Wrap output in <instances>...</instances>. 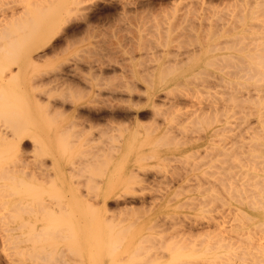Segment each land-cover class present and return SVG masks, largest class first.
<instances>
[{"label":"rangeland","instance_id":"obj_1","mask_svg":"<svg viewBox=\"0 0 264 264\" xmlns=\"http://www.w3.org/2000/svg\"><path fill=\"white\" fill-rule=\"evenodd\" d=\"M13 1L0 0V15L9 12L0 25V70L14 74L3 97L16 113L0 112V125L27 134V165L33 138L40 141L36 154L46 151L53 176L39 177L36 192L29 186L33 201L56 210L33 217L39 228L28 233L26 252L22 231L1 219L8 229L0 225V264L257 261L264 205L247 207L253 187L245 182L264 177V0H74L81 9L62 26L74 1L50 8ZM111 110L126 116L99 117ZM2 196L11 205L19 195ZM249 227L257 236L238 240Z\"/></svg>","mask_w":264,"mask_h":264},{"label":"bare ground","instance_id":"obj_2","mask_svg":"<svg viewBox=\"0 0 264 264\" xmlns=\"http://www.w3.org/2000/svg\"><path fill=\"white\" fill-rule=\"evenodd\" d=\"M15 1V0H14ZM13 1V2H14ZM57 1L58 0H37V1H34V4L36 5V6H40V7H45V8H50V7H52V6H54V5H57V4H55V3H57ZM61 1V0H60ZM60 1H58V4H59V2ZM67 0H65L64 1V4H65V2H66ZM72 1H74V0H72ZM71 0H70V2H69V6L71 5V2H72ZM77 1V0H76ZM79 1V0H78ZM82 0H80L79 1V3L81 2ZM261 1V0H260ZM263 1V0H262ZM261 1V2H262ZM16 2V1H15ZM63 2V1H62ZM146 2V1H145ZM241 2V1H240ZM247 2V1H246ZM249 2H251V0L249 1ZM264 2V1H263ZM61 3V2H60ZM68 3V2H67ZM66 3V4H67ZM74 3H75V7L72 5V7L70 6V7H66V10H64V11H66V16H64L63 18H62V20H61V23H60V26H62V25H66V24H68L71 20H72V16H71V14L73 13H77V11H78V8L80 7H78L77 5L79 4V3H76L75 1H74ZM134 3V2H133ZM193 3V2H192ZM248 3V2H247ZM32 4H33V2H32ZM66 4H65V6H66ZM142 4H144V3H142ZM149 4V3H148ZM249 4V3H248ZM4 5V4H3ZM82 5V4H81ZM127 5V4H126ZM241 5V4H240ZM252 5V4H251ZM255 5V4H254ZM59 6V5H58ZM62 6L64 7V5L62 4ZM68 6V5H67ZM130 6V5H129ZM242 6V5H241ZM264 6V5H263ZM39 7V8H40ZM250 7V6H249ZM12 8H13V6H12ZM62 8V7H61ZM205 8V7H204ZM1 9V8H0ZM79 9H81V7L79 8ZM3 10V11H2ZM1 11H2V13H1V15H0V22H2L0 25H3V24H5L4 22H6L7 21V18H8V16H9V12H8V10H7V8H6V10H4V9H2ZM79 11H81V10H79ZM116 11V10H115ZM10 12H11V14L10 15H12V13H13V15H14V10H10ZM16 13V12H15ZM116 14V13H115ZM80 15H81V13H80ZM113 15V14H112ZM63 16V15H62ZM75 17V16H74ZM14 18V17H13ZM85 22V21H84ZM59 23V22H58ZM62 24V25H61ZM88 24V23H87ZM89 25V24H88ZM58 26H59V24H58ZM64 27V26H63ZM79 27H81V26H79ZM5 28V27H4ZM59 28V27H58ZM60 28H62V27H60ZM56 29H57V27H56ZM55 29V30H56ZM79 29V28H78ZM87 29V28H86ZM61 30V29H60ZM59 30V31H60ZM71 30V33H75L76 31H78L77 30V28L76 27H74L73 26V28H71L70 29ZM58 31V32H59ZM11 33V32H10ZM70 33V34H71ZM9 34V33H8ZM6 35V34H5ZM73 35V34H72ZM67 40V39H66ZM59 44V43H58ZM126 52V51H125ZM127 53V52H126ZM261 55H264V52L261 54ZM42 56V55H41ZM131 58V57H130ZM91 63V62H90ZM118 63V62H117ZM175 63V62H174ZM87 64V63H86ZM122 64V63H121ZM3 66V65H2ZM98 66V65H97ZM76 67V66H75ZM120 67H121V65H120ZM6 68H8V70L6 69ZM99 68V67H98ZM122 68H123V66H122ZM145 68V67H144ZM128 69V68H127ZM143 69V68H142ZM149 69V68H148ZM144 70H146V69H144ZM264 70V69H263ZM8 71V72H7ZM122 71V70H121ZM262 71V70H261ZM114 72V71H113ZM98 73V72H97ZM106 73V72H105ZM261 73V75H263L262 74V72H260ZM91 74V73H90ZM115 74V73H114ZM143 74V73H142ZM144 75V74H143ZM259 75V74H258ZM148 76H149V74H148ZM14 77V74L12 73V70L8 67V66H4V68H2L1 70H0V91H2V97H3V95H5V94H7V93H10L9 91H10V87L8 86V84H7V82L10 80H12V78ZM262 77H264V76H262ZM262 79H264V78H262ZM52 80V79H51ZM58 80V79H57ZM77 81V80H76ZM64 84V83H63ZM134 87V86H133ZM138 87V86H137ZM77 88V87H76ZM136 88V87H135ZM255 88V87H254ZM260 88V87H259ZM262 88H264V87H262ZM133 89V88H132ZM256 89V88H255ZM258 89V88H257ZM130 90V89H129ZM236 91V90H235ZM7 92V93H6ZM244 92V91H243ZM248 92V91H247ZM246 92V93H247ZM257 92V91H256ZM264 92V91H263ZM4 93V94H3ZM232 93H234V91L232 92ZM259 93V92H258ZM240 94V93H239ZM139 95V94H138ZM245 95V94H244ZM261 95V94H260ZM1 96V95H0ZM6 96H8V95H5L4 97H6ZM240 96V95H239ZM246 96L248 97V95L246 94ZM0 98V99H3L2 100V102H0V112L1 113H3L4 112V110H6V113L8 114V117H12V115L14 114V113H16V110L15 109H13L14 107V101L13 100H9V101H5V99L6 100H8V98ZM231 97H233V96H231ZM250 97V96H249ZM248 97V98H249ZM258 97H260V96H258ZM111 98V97H110ZM118 98V97H117ZM235 98V97H234ZM240 98H241V96H240ZM261 98V97H260ZM116 99V98H115ZM121 99V98H120ZM138 99V98H137ZM233 99V98H232ZM236 100V99H235ZM5 101V102H4ZM104 101V100H103ZM120 101V100H119ZM245 101H246V99H245ZM6 102H7V104H6ZM131 102V101H130ZM233 102V101H232ZM235 102V101H234ZM263 102V101H262ZM138 103V102H137ZM140 103V102H139ZM125 105V104H124ZM136 105V104H135ZM261 105H262V103H261ZM9 106H11V108L10 109H8L7 107H9ZM235 107H237V106H235ZM261 107V106H260ZM263 107H264V105H263ZM13 109V110H12ZM236 109V108H235ZM8 110V111H7ZM11 110H12V113H11ZM260 110V112L259 113H262L261 111L263 110L264 111V109L262 108V110L261 109H259ZM10 111V112H9ZM15 111V112H14ZM155 112V111H154ZM5 113V114H6ZM11 114V116H10V114ZM128 113V112H127ZM264 113V112H263ZM4 114V113H3ZM3 114H1V115H3ZM6 114V115H7ZM246 114V113H245ZM4 116V117H7V116ZM17 115V114H16ZM146 115V114H145ZM155 115V114H154ZM241 115V114H240ZM105 117V116H110V117H117V116H126V114L125 113H118L117 111H106V112H102V113H100L99 114V117ZM129 116V115H128ZM259 116V115H258ZM8 117H7V119H8ZM97 117V116H96ZM109 117V118H110ZM246 117V116H245ZM154 118V117H153ZM6 119V120H7ZM238 119H240V118H238ZM261 119V118H260ZM10 120H11V118H10ZM10 120H7V122H9V123H11L13 120H11V122H10ZM15 120H16V118H15ZM130 120V119H129ZM259 120V119H258ZM263 120H264V117H263ZM247 121V120H246ZM81 122V121H80ZM261 122H262V120H261ZM13 123H15V122H13ZM89 123H90V121H89ZM263 123H264V121H263ZM263 123H262V125H263ZM244 124V123H243ZM247 124V123H246ZM7 125H9V126H7ZM6 125V123H3L2 125H0V175L2 174V176H0V180H2V181H4V182H2L1 184H0V195H3L2 197H4V199L5 198H9V197H11V196H14V195H19L18 196V199H19V197L21 196V198L18 200H16V201H14V203H12L11 205H7L6 203H7V201H2L0 204L2 205V207H1V205H0V208L3 210H1V212H0V222H4V221H2L1 219H5L6 218V220L8 221V219H9V223H13V221H14V227L12 228V230H11V228H10V230L11 231H13V230H19V231H22V232H20V235H21V233H23L22 234V237L19 239L20 240V243H22V245H25L24 247H23V249L25 250V252H26V246H27V244H25L27 241L29 242V241H31L30 239H29V237H28V233L29 232H31V231H36L35 229L36 228H39V226H37L38 224H39V221H36V220H33V217H35V216H39V215H41L44 211L46 212L47 210V212H52V213H54V210H56V209H54V208H52L51 206H53V204L50 206V204L48 205V204H46V203H50L51 201H49V202H47V201H45V199H40V200H35V201H33L34 199H33V195H35L33 192H32V190L34 189V191L35 190H37V189H39L40 188V185L42 184V180H41V184H40V181L37 183L36 181H38V178L40 177L41 179L43 178V177H48L47 179H49L50 177V175H52V173L50 172L51 170L49 169V165L48 166H46V164H45V162H44V158L42 157V156H45L44 154H46V151H43L42 149H41V151H43V153L42 152H40V153H42L39 157L37 156V152L39 153V151H40V146L41 145H39V144H37L38 142L40 143V141L38 140V139H36V138H33L34 140V143H33V156L35 157V159H34V161H33V164H32V166L31 165H29V166H31V170H29V166L27 165V161H26V159H25V157H24V152L22 151V149H21V147L22 146H24V145H26V143H27V138H26V136H27V134L26 133H24V132H22V131H19L14 125H10V124H7ZM12 126V127H11ZM250 126V125H249ZM238 127H240V126H238ZM259 127V126H258ZM245 128H246V126H245ZM240 129V128H239ZM250 129V128H249ZM255 129V128H254ZM241 130V129H240ZM243 130V129H242ZM241 130V131H242ZM244 130H247V129H244ZM253 130V129H252ZM258 130V129H257ZM257 130H255V132L257 131ZM260 130V129H259ZM239 131V130H238ZM262 131V130H261ZM260 131V132H261ZM251 132V131H250ZM259 132V131H258ZM247 134H248V132H246ZM263 133V132H262ZM239 134H240V132H239ZM242 134V133H241ZM252 134V133H251ZM260 134V133H259ZM253 135V134H252ZM261 135V134H260ZM264 135V134H263ZM235 136V135H234ZM239 136H242V135H239ZM254 136V135H253ZM255 136H256V134H255ZM258 136V135H257ZM252 137V136H251ZM232 138H235V137H232ZM255 138V137H254ZM252 139H253V137H252ZM259 139V138H258ZM260 139H262V138H260ZM254 141V140H253ZM37 146H39V148H37ZM261 147H262V145H261ZM264 147V146H263ZM262 147V148H263ZM254 154V153H253ZM256 154V153H255ZM47 155V154H46ZM258 155V154H257ZM257 155L254 157L252 154H251V156H252V158L254 157V159H256V157H257ZM261 157V156H260ZM251 158V157H250ZM251 158V159H252ZM263 158H264V156H263ZM262 158V159H263ZM9 159H10V161H9ZM261 159V160H262ZM3 160H8L9 161V163L11 162V166L9 165H4L6 162L4 161V163H3ZM263 161V160H262ZM251 162H253V161H251ZM261 162V161H260ZM253 163H255V162H253ZM250 164V163H249ZM249 164H248V166H249ZM257 164H259V163H257ZM257 164H255V165H251L252 166V168H255V166H257ZM245 167H247V165L245 166ZM250 167V166H249ZM260 167V166H259ZM258 167V168H259ZM234 168V167H233ZM53 169V168H52ZM251 169V168H250ZM260 169H263V171H264V167L263 168H260ZM26 170H29V171H26ZM50 170V171H49ZM240 170V169H239ZM254 170V169H253ZM71 172V171H70ZM74 172V171H73ZM72 172V173H73ZM225 172H226V170H225ZM241 172V171H240ZM262 172V171H261ZM51 173V174H50ZM223 173V172H222ZM222 173H220V174H222ZM228 173H230L229 171L227 172V174ZM235 173V172H234ZM242 173V172H241ZM69 174V173H68ZM238 174H240V173H238ZM248 175V174H247ZM251 175H252V177H251ZM53 176V175H52ZM230 176V175H229ZM228 176V177H229ZM231 176H233V175H231ZM237 176V175H236ZM243 176H245L246 177V175L245 174H243ZM251 178H250V177ZM249 176H247V177H249L250 179V181H252V182H250V181H248L247 180V182H245V184L247 185L248 183H249V185L250 186H252L253 188H255V189H253L252 188V190H254L253 192H252V190L250 191V190H248V191H250V192H248V193H250V195L249 194H247V192H246V194H245V191H244V194L246 195L245 196V198H247L246 200H248V201H246L245 202V204H247L248 206L247 207H249V204H250V206H253V207H258L259 206V208H260V205H264V200H261L262 199V197H260L261 195H264V177L263 176H255V175H253V174H250ZM255 176V177H254ZM246 177V178H247ZM221 178V177H220ZM231 178V177H230ZM234 178H235V176H234ZM238 179V178H237ZM40 180V179H39ZM208 179H206V181H207ZM218 180V179H217ZM221 180H223V182H224V179H221ZM227 180H228V178H227ZM231 180V179H230ZM229 180V181H230ZM5 181H7V182H5ZM233 181V180H232ZM238 181V180H237ZM236 181V182H237ZM246 181V180H245ZM217 183H218V181H216ZM231 182V181H230ZM243 182V181H242ZM31 183H33V185L32 186H34L33 187V189H32V186L30 187L29 185L31 184ZM35 183H37V184H35ZM211 182H209V184H210ZM221 183H222V181H221ZM235 183V182H234ZM238 183V182H237ZM35 184V185H34ZM220 184V183H219ZM226 184H228V182L226 183ZM242 183H240L239 185H241ZM223 185H225V183L223 184ZM229 185H230V183H229ZM254 185H255V187H254ZM39 186V187H38ZM222 186V185H221ZM248 186V185H247ZM250 186H249V188H250ZM37 187V188H36ZM223 187V186H222ZM230 187V186H229ZM236 187V186H235ZM239 187V186H238ZM237 187V188H238ZM243 187H245V186H243ZM243 187H241L242 188V190H247V189H244ZM210 188V187H209ZM228 188V187H227ZM237 188H235L237 191L239 190V188L237 189ZM245 188H247V187H245ZM30 189H32V190H30ZM206 189H208V187L206 188ZM212 190H213V188H211ZM224 189V188H223ZM233 189V188H232ZM29 191H31L32 192V195H31V192H29ZM209 191V190H208ZM36 192V191H35ZM240 192V191H239ZM30 193V198H28L29 196H28V194ZM97 193V192H96ZM241 193V192H240ZM236 194V193H235ZM252 194H254L252 197H251V195ZM257 194H261L259 197L257 196ZM241 195V197L243 196L242 195V193L240 194ZM256 195V196H255ZM32 196V197H31ZM237 197H239L238 196V194L236 195ZM231 197V196H230ZM235 197V196H234ZM233 197V198H234ZM251 197V198H250ZM257 197V198H256ZM15 198H17V196L15 197ZM32 198V199H31ZM204 198V197H203ZM212 198V197H211ZM232 198V197H231ZM242 198H244V197H242ZM242 198H240V199H242ZM251 199V201L249 200V199ZM255 199V201L254 200H252V199ZM258 198H260V199H258ZM30 199V200H29ZM237 199V198H236ZM239 199V198H238ZM263 199H264V197H263ZM211 200V199H210ZM232 200H234V199H232ZM54 201V200H53ZM57 201V200H56ZM60 201V200H59ZM243 201H244V199H243ZM46 202V203H45ZM208 202H209V200H208ZM237 202V201H236ZM53 203H55V202H53ZM58 203V202H57ZM198 203V202H197ZM211 203V202H210ZM249 203V204H248ZM60 204L62 205V206H64L65 204L63 203H58V205H59V208H58V210L60 209L61 210V208L62 207H60ZM202 204V203H201ZM207 204V203H206ZM56 205V204H55ZM4 207H9L8 209H7V211H5L4 210ZM65 208H67V205H65L64 206ZM63 207V208H64ZM52 208V209H51ZM56 208V207H55ZM250 208V207H249ZM252 208V207H251ZM262 208V207H261ZM54 209V210H53ZM264 209V208H263ZM64 210V209H63ZM57 212V211H56ZM18 215H17V214ZM242 213H244V212H240L239 214H241L242 215ZM239 214H237L236 213V215H239ZM244 215H246V219L248 218V217H250L249 215H248V217H247V214H245L244 213ZM8 216H9V218H8ZM238 217H240V216H238ZM8 218V219H7ZM233 218H236V217H233ZM241 218V217H240ZM239 218V219H240ZM254 218V217H253ZM218 219V218H217ZM216 219V220H217ZM246 219H244V220H246ZM250 219H251V217H250ZM234 220V219H233ZM236 220H238V218L236 219ZM241 220H242V218H241ZM240 220V221H241ZM248 221H249V218L247 219ZM210 221V220H209ZM6 222V221H5ZM242 222V221H241ZM250 222V221H249ZM264 222V221H263ZM2 223L0 224V225H2ZM8 223V222H7ZM193 223V222H192ZM220 223V222H219ZM243 223V222H242ZM241 223V224H242ZM262 223V222H261ZM261 223H259V224H261ZM185 224V223H184ZM226 224V223H225ZM239 224V223H238ZM5 225H6V223H5ZM40 225H42L41 223H40ZM2 226H4V224L2 225ZM187 226V225H186ZM197 226V225H196ZM240 226V225H239ZM244 226V225H243ZM254 226H255V224H254ZM260 226V225H259ZM261 226H262V224H261ZM260 226V227H261ZM217 227V226H216ZM237 227V226H236ZM253 227V226H252ZM257 227V225L255 226V228ZM264 227V226H263ZM5 228H7L8 229V227H5L4 226V229ZM249 229H250V231H251V227H249ZM164 230V229H163ZM197 230V229H196ZM253 230V229H252ZM255 230L256 229H254L253 231L255 232ZM259 230V232H261V238H262V236H264V233L262 232V229L261 228H259L258 229ZM263 230H264V228H263ZM241 231V230H240ZM239 231V233H240V236H239V234H238V236H239V238L242 236V232H240ZM245 231V230H244ZM214 232V231H213ZM232 232V231H231ZM236 232H238L237 230H236ZM236 232H234V233H236ZM246 232V231H245ZM27 235H26V234ZM192 233V232H191ZM205 233V232H204ZM233 233V232H232ZM252 233V231L251 232H247L246 234H244L243 236H242V239L240 238V239H238V240H244V239H246V241H245V243H250L251 241H252V238H254V236L258 233V231H256L255 233H253V234H251ZM162 234V233H161ZM192 235V234H191ZM221 235V234H220ZM253 235V236H252ZM260 235V234H259ZM258 235V236H259ZM188 236V235H187ZM208 236V235H207ZM252 236V237H251ZM257 236V235H256ZM32 237V236H31ZM215 237L217 238V236L215 235ZM222 237H224V235L222 236ZM229 237V236H228ZM14 238V237H13ZM16 238V237H15ZM33 238V237H32ZM31 238V239H32ZM186 238V237H185ZM190 238V237H189ZM195 238V237H194ZM208 238H209V236H208ZM215 238V239H216ZM220 238H221V236L219 237L218 236V238L216 239V240H218L219 239V241H220ZM238 238V237H237ZM244 238V239H243ZM257 238V237H256ZM259 238V237H258ZM222 239L223 238H221V241H222ZM18 239H16V241L18 242L19 241ZM228 240H229V238H228ZM228 240H225V241H228ZM230 240H232V239H230ZM237 240V239H236ZM237 240V241H238ZM259 240H261V239H259ZM264 240V239H263ZM11 241V240H10ZM223 241H224V239H223ZM235 241V240H234ZM213 242H216V241H213ZM241 242H243V243H240V241H239V243L240 244H244V241H241ZM262 242V241H261ZM15 243V242H14ZM13 243V244H14ZM202 243V242H201ZM220 243V242H219ZM223 243V242H222ZM228 243H229V241H228ZM235 243V242H234ZM234 243H232V244H234ZM217 244H218V241H217ZM225 244L227 245V242H225ZM254 244V243H253ZM258 244H260L261 245V243L259 242ZM193 245H195V244H193ZM216 245V244H215ZM220 245V244H219ZM242 245L240 246V248H242ZM245 245V244H244ZM243 245V248H245V252H246V254H249V256L251 255V253H247V248H249L250 249V247H247L248 245L246 244V247ZM197 246V245H196ZM238 246V248H239V245H237ZM251 246V245H250ZM253 247H255V246H257V245H252ZM259 246V245H258ZM14 247H16V246H14ZM27 247H29V246H27ZM155 247V246H154ZM192 247V246H191ZM221 247V246H220ZM193 248V247H192ZM237 248V247H236ZM235 248V249H236ZM237 248V249H238ZM258 248V247H257ZM257 248H255V249H257ZM260 248L262 249H264V247H262V246H260ZM22 249V248H21ZM236 249V250H237ZM243 250V249H242ZM241 249H240V251L241 252H239V253H242L243 251H242ZM253 251H255L254 249H252ZM258 250V249H257ZM256 250V251H257ZM239 251V250H238ZM263 252L261 253L260 251V253H261V257L259 258V257H257V255L255 254V255H253L252 254V256H253V258H255V256L257 257V261H256V258H255V262H253V264L254 263H256L257 264V262L258 263H260V261H263V262H261V263H263L264 264V250H262ZM22 252V251H21ZM19 253V254H22V253ZM30 252V251H29ZM233 253H235V252H233ZM232 253V254H233ZM244 253V252H243ZM34 254V253H33ZM231 254V255H232ZM245 254V253H244ZM259 254V253H258ZM23 255V254H22ZM60 255V254H59ZM235 255V254H234ZM239 255V254H238ZM25 256V255H24ZM28 256H32V253H31V255L28 253ZM35 255H33V257H34ZM246 256L247 255H242V256H238L239 258H242L241 260H245V262L247 261L246 259L249 257H247L246 258ZM36 257V256H35ZM34 257V258H35ZM40 257H42V256H40ZM233 257V256H232ZM235 257V256H234ZM243 257H244V259H243ZM236 258V257H235ZM235 258H232V259H235ZM246 258V259H245ZM250 258V257H249ZM24 259V258H23ZM29 259V258H28ZM231 259V260H232ZM57 260V259H56ZM251 260L252 259H250V260H248V261H250L251 262ZM236 261V260H235ZM17 261H15V263H16ZM32 262H33V260H32ZM31 262V263H32ZM53 262V261H52ZM55 262V261H54ZM61 262V261H60ZM63 262V261H62ZM64 262H66V261H64ZM69 262V261H68ZM76 262V261H75ZM108 262H110V261H108ZM107 262V263H108ZM215 262V261H214ZM214 262H211L210 264H214ZM218 262H220V261H217L216 263L217 264H219ZM223 262V261H222ZM229 262V261H228ZM231 262V261H230ZM238 262V261H237ZM240 262V261H239ZM238 262V263H239ZM250 262H248L249 264H250ZM9 263H10V261H9ZM18 263V262H17ZM16 263V264H17ZM35 263V262H34ZM33 263V264H34ZM39 263V262H38ZM47 263H49V262H47ZM58 263V262H57ZM71 263H72V261H71ZM79 263V262H78ZM117 263V262H116ZM215 263V264H216ZM224 263V262H223ZM225 263H226V261H225ZM224 263V264H225ZM232 263H233V261H232ZM241 263V262H240ZM247 263V262H246ZM246 263H244V264H246ZM247 263V264H248ZM260 263V264H261ZM12 264H14V262L12 263ZM42 264V263H41ZM44 264V263H43ZM46 264V263H45ZM49 264H51V263H49ZM54 264V263H53ZM63 264V263H62ZM75 264H77V263H75ZM80 264V263H79ZM111 264V263H110ZM193 264V263H192ZM195 264V263H194ZM198 264V263H197ZM226 264H228V263H226ZM231 264V263H230ZM233 264H235V263H233ZM237 264V263H236Z\"/></svg>","mask_w":264,"mask_h":264}]
</instances>
